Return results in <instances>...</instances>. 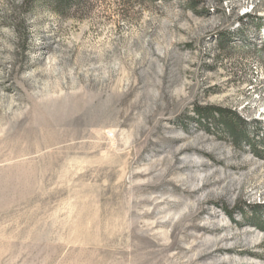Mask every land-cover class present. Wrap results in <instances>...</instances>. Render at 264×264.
<instances>
[{
    "label": "rangeland",
    "instance_id": "rangeland-1",
    "mask_svg": "<svg viewBox=\"0 0 264 264\" xmlns=\"http://www.w3.org/2000/svg\"><path fill=\"white\" fill-rule=\"evenodd\" d=\"M22 1L0 0V264H264V0Z\"/></svg>",
    "mask_w": 264,
    "mask_h": 264
},
{
    "label": "trees",
    "instance_id": "trees-1",
    "mask_svg": "<svg viewBox=\"0 0 264 264\" xmlns=\"http://www.w3.org/2000/svg\"><path fill=\"white\" fill-rule=\"evenodd\" d=\"M67 2H69V0H23L18 10L22 12L24 8L38 5L48 6L59 12L61 9H65L66 5L69 4H67ZM18 19L17 23L19 27H23L24 23L21 16H19ZM195 113L198 117H201L208 122H212L216 130L220 129L226 135L231 137L234 144L238 145L242 139H248L246 132H244L245 123L241 121L235 112L221 107L206 106L196 108Z\"/></svg>",
    "mask_w": 264,
    "mask_h": 264
}]
</instances>
